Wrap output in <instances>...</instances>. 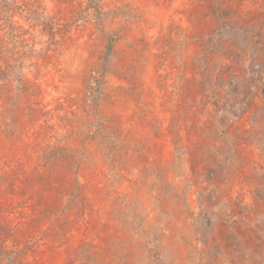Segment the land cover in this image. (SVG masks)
<instances>
[{
  "label": "rangeland",
  "instance_id": "374dc122",
  "mask_svg": "<svg viewBox=\"0 0 264 264\" xmlns=\"http://www.w3.org/2000/svg\"><path fill=\"white\" fill-rule=\"evenodd\" d=\"M0 264H264V0H0Z\"/></svg>",
  "mask_w": 264,
  "mask_h": 264
}]
</instances>
